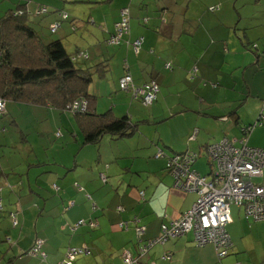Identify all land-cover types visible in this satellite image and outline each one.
<instances>
[{
  "label": "crops",
  "instance_id": "crops-1",
  "mask_svg": "<svg viewBox=\"0 0 264 264\" xmlns=\"http://www.w3.org/2000/svg\"><path fill=\"white\" fill-rule=\"evenodd\" d=\"M254 1L90 2L95 7H90L88 23L92 20V24L99 25L101 30H95L97 34L92 35L94 40L90 52L74 53H79L77 61L80 64L92 61L93 66L107 62L109 66L106 77L95 78L90 87L109 76L107 81H112L119 88L120 79L130 73L139 86L152 80L157 82L158 99L152 105V111L142 112L136 122L144 123L130 137L113 140L105 136L98 145L83 146L80 141L82 131L77 125L80 129V132L74 133L77 145L70 146L71 137L62 134L61 138L64 136L69 145L55 149L50 157L46 151L40 156L32 147L25 151L23 160L16 152L5 164L0 156L3 170L0 186L10 187L4 197L6 191L2 186V213L5 214L0 215V264L3 261L4 264H61L68 248L83 246L91 251L88 255L94 253V264H107L117 250L125 249L123 253L133 254L129 241L134 237L135 230L120 231V222L135 218L140 220V224L147 228L143 242L160 236L163 223L179 218L192 208L197 194L176 187L175 178L166 169V160L175 154L193 152L198 155L197 162L199 154L203 153L208 157L209 174L196 171L203 176L212 175L215 162L207 148L223 139L235 140V146H239L237 140L244 135V128L256 124L264 108V7H260L262 2ZM40 5L29 4L32 10ZM217 5L220 6L219 11L216 10ZM123 8L130 11V30L120 46H109L108 39L114 34ZM50 17L49 24L58 20L57 14ZM70 19V23L73 20L74 24L77 23V18ZM137 40H142L139 54L133 46ZM76 42L74 40L73 45ZM251 44L255 49L249 50ZM73 45L68 48L71 50ZM83 53L88 57H82ZM115 62L118 74L113 78L109 74L114 70ZM167 63L172 64L171 69L166 68ZM194 71L195 76H192ZM240 79L244 80L243 84ZM243 85L248 87V94L242 90ZM227 91L232 92L233 99L228 107ZM125 94L127 96L123 97L130 105L129 113L139 111L142 106L135 104L131 94ZM91 96L95 113L101 114L97 97ZM240 99H244L242 104ZM249 102L254 103L251 105L253 111L246 114L252 121L242 118L240 111ZM34 107L49 108L8 102L5 115L15 118L18 117L17 111L23 113L24 109L31 111ZM52 110V114L57 111ZM165 110L168 114L162 116L161 112ZM146 116L155 119L152 121ZM172 118L185 125L186 135L181 141L158 139L154 144L156 137L151 134L149 138L148 133L142 130L144 126ZM145 120L153 124L145 123ZM248 139L249 147L264 152V125L253 127ZM22 140L28 143V136L23 132ZM158 147L163 157H157ZM254 183L264 187V168L262 176L254 179ZM54 185L58 190L53 188ZM142 191L144 200L140 197ZM88 195L91 200H88ZM70 203L74 205L70 207ZM120 207L123 210L119 213L117 209ZM10 212L17 213L20 227L13 228ZM231 216L232 223L227 226V232L232 247L227 257L219 259L213 245L197 246L190 234L152 247L141 259L142 263L264 264V221L250 220L242 208L233 206ZM80 220H95L97 226L72 231L70 226ZM37 239L44 241L46 262L27 253ZM138 242L140 244L141 240ZM104 252H108L106 256ZM166 255L169 259L164 260ZM113 264H123V256L115 258Z\"/></svg>",
  "mask_w": 264,
  "mask_h": 264
},
{
  "label": "built area",
  "instance_id": "built-area-1",
  "mask_svg": "<svg viewBox=\"0 0 264 264\" xmlns=\"http://www.w3.org/2000/svg\"><path fill=\"white\" fill-rule=\"evenodd\" d=\"M121 15V22L115 25V33L108 40L110 46H119L130 30L129 10L127 8L122 9ZM63 18H67V14ZM59 27V24H55L51 27V31L57 32ZM141 44L142 40H137L133 44L136 54H139ZM81 56L88 57L84 53ZM166 67L171 68V64H167ZM119 85L121 90L132 94L144 106H151L159 92V86L155 81L145 84L143 87H136L130 74L122 77ZM87 106L86 100L79 99L68 105V109L77 114L85 112ZM5 113L6 102L0 99V116ZM263 120L264 108L259 122L253 127L262 126L261 121ZM253 127L245 128L244 135L239 141L237 140L239 146H235V140L223 139L207 148L209 156L215 162L214 173L210 176H203L192 168L198 158V155L193 152L170 157L167 167L176 180V187L186 192H195L198 198L193 207L179 218L163 223L161 235L146 243L142 242V237L146 234L147 228L140 225V220L135 218V223L140 225L135 232L141 243L136 258L127 251L124 253L125 264H139L141 258L152 247L181 238L190 232L194 233L198 245L213 244L218 257L223 259L229 255L232 247L231 238L227 232V226L232 223L231 206L242 208L250 220L264 221V187L254 183V179L260 178L263 173L264 152L248 146V135ZM61 135L60 132L57 133V137H61ZM157 157H163V152L159 151ZM55 188L58 190L57 186ZM140 197L144 200L143 192H140ZM118 210L122 211L123 208L120 207ZM13 222L15 225L18 223L14 215ZM86 223V221L80 220L76 227L84 226ZM90 225L95 226L94 223ZM119 229L128 230L129 224L122 222L119 224ZM43 246L44 241L38 239L31 253L35 256L39 255L45 260L47 256L42 252ZM81 254H89L86 247L70 249L66 260L61 264H72ZM163 259L167 260L169 257L163 256Z\"/></svg>",
  "mask_w": 264,
  "mask_h": 264
},
{
  "label": "trees",
  "instance_id": "trees-1",
  "mask_svg": "<svg viewBox=\"0 0 264 264\" xmlns=\"http://www.w3.org/2000/svg\"><path fill=\"white\" fill-rule=\"evenodd\" d=\"M28 1L24 5L20 4L18 6V9H7L6 15L0 18V99H3L6 102V106L8 102H14L20 104H27V105H44L49 108L57 109L60 111L69 110L68 105L74 103L75 100L84 99L88 101L87 110L85 112L77 113V114L73 113L77 119L78 126L81 129L84 136L82 142L83 146L98 145L105 136H110V138H112L113 140H119L130 137L135 132H137L141 124H143L144 122H132L127 117L119 118L117 116H114L112 110L107 111L105 113L97 114L93 109L94 100L93 101L90 100L93 97L89 93V87L91 86L95 78L104 79L106 77L107 73L109 72L108 69L109 66L107 62H101L93 66L89 65L87 62L80 64L77 61L78 59L77 57L79 53L77 55H75V53H70L66 49V47L64 46L61 40L45 43L37 31L36 25L35 24L32 25V21L30 18L31 16L41 17L47 14L49 15L50 11L48 8H46V6H42V5L37 6L35 10H31L30 6L28 5L29 4ZM257 2L260 1L259 0L254 1V3ZM127 9L129 10V8ZM44 10L46 11L43 12ZM53 13L58 15V20L54 23L49 24V29L51 34L56 33V32L53 33L51 31V27L53 25L59 24L60 25L59 29H60L63 23L69 22V20H71L67 12L61 10H55ZM65 14H67V18H63ZM128 18L131 22L130 11ZM121 20H122V15L117 23L121 22ZM38 23L39 22H37L36 24L38 25ZM71 23L74 24L75 20L71 21ZM248 48L249 50H253L255 49V46L251 44ZM167 64H171V63H167ZM171 68H172V64H171ZM171 68H167V69H171ZM195 71L192 72V76H195ZM126 74H130V73H126ZM153 81L154 80L150 82ZM133 82L136 87H143L145 85V84L142 86L137 85L134 81V78H133ZM150 82L146 84H149ZM131 96L132 98H134L132 94ZM135 100L140 101L139 99H135ZM243 101L244 99H240L239 103L242 104ZM226 116L228 115L226 114ZM145 121H146L145 123L153 124L149 120H145ZM261 122L262 125H264V120ZM246 129H250V127H247ZM246 129L244 128L243 133H245ZM166 169L168 173L171 174L169 172V167H167ZM2 174H3V170L0 167V176ZM103 181L105 182L106 179L104 178ZM55 187L56 185H54L53 188L57 190ZM2 191L3 188L2 186H0V212H3L4 210ZM87 198L88 200L92 199L91 196L89 195ZM72 204L74 203H70V207H72ZM118 209L117 211L120 213L121 211H119ZM93 210L94 211L96 210V207L94 205H93ZM13 215L18 221L17 225H15L13 222ZM9 218L11 220L13 228L16 229L20 227V223L16 212H10ZM135 221H136L135 219H132L131 221H127V222L122 221V222L129 224L128 230H130L131 228L133 230H136L137 227L140 226L141 224L140 225L136 224ZM86 222H87L86 225L80 227H76L77 224L76 223L73 226H70V229L72 231H75L82 227L95 228L97 226L95 220H89ZM91 223H94L95 226L92 227L90 225ZM119 224H118V228H119ZM128 230L120 229V231H128ZM190 234H192L195 244L197 246H200L195 241L194 233L190 232L187 235ZM160 235H161V231H160ZM144 236L142 237V240ZM177 239H173V240H177ZM150 240L143 241V243H146ZM36 241L32 249L35 247ZM138 241L139 239L137 238L138 246L136 249L137 252L135 254L133 253L134 258L137 257L138 247L140 245ZM207 245H213V244H207ZM73 248L82 249L84 248V246L68 248L64 261L67 258L68 251ZM86 248L90 254L91 251L89 250L88 247ZM32 249L27 253L30 254ZM42 252H44L43 248H42ZM147 254L145 256H147ZM81 255H88V254H81ZM145 256H143L141 259L143 260ZM37 257H39L42 261L46 262V259L43 260L41 256L38 255ZM77 258L74 262H72V264H74L77 261ZM142 260H140L139 264H143ZM123 264H125L124 260H123Z\"/></svg>",
  "mask_w": 264,
  "mask_h": 264
},
{
  "label": "rangeland",
  "instance_id": "rangeland-1",
  "mask_svg": "<svg viewBox=\"0 0 264 264\" xmlns=\"http://www.w3.org/2000/svg\"><path fill=\"white\" fill-rule=\"evenodd\" d=\"M27 1L28 0H0V18L6 15L7 13L6 11L7 9H9V7L12 9H18L20 3L24 5L25 3H27ZM91 1H95V0H42V1L30 0L29 4L31 3L41 4L42 6H46V8H48L50 11L49 15L47 14L41 17L33 16V18L31 16L32 25L33 24L36 25L37 31L45 43L61 40L64 46L66 47V49H68L72 53L76 51L90 52V46L93 45V40H94V37H92V35L97 34L95 30H101L99 25L95 26L94 24H92L91 22L92 20H90L88 23V17L90 15L88 13L90 12V7L92 6L95 7V5L90 3ZM260 2H262V4H260V7L261 6L264 7L263 4L264 0H260ZM6 6H8V8ZM56 9L67 12L69 14V18L72 19L77 18L76 19L77 23L76 24L65 23L63 25L64 27H62V29H59L57 33L51 34L49 29V22H50L49 18H51L50 16L52 14L54 15L53 12ZM216 10L217 11L220 10L219 5L216 6ZM37 18H41V19H37ZM38 21L39 23L37 25L36 23ZM74 40H77V42L73 45ZM69 45H73L71 50L68 48ZM93 52H95L94 49ZM87 63L89 65L93 64L92 61ZM115 65L116 66L114 70L111 72V74H109L113 78L118 74V67L116 62ZM109 78L110 77L108 76V78L104 81H96L95 83L96 85H92V87H90L91 89H89L90 95L93 94L94 96L97 97L99 113H105L107 111L113 110L115 116L122 118L129 117L128 119H133V121L136 122L140 119V116L143 115L142 112L149 113V111H152L153 109L152 105L156 103L159 92L157 94L156 100L153 102L151 106L148 107H144L140 102L134 100L135 104L142 106V108L136 113L135 112L129 113L130 111L129 102L126 103L125 97H123L127 95L125 94L124 91L117 88L112 81H107L109 80ZM240 83L243 84L244 80L240 79ZM247 88L248 87L245 85L242 86V90H244L245 94H248ZM226 93L228 99L226 107H228V104L233 100L232 92L227 91ZM172 101L175 103V100ZM123 102L126 103V105H121ZM251 105H254V103L249 102L248 105L244 104L242 106V108L244 109L243 111L242 108H240L241 114L243 115L242 118L248 119L247 121H252V119L246 114L249 113V111H253L252 108L253 106ZM162 107L163 105L159 109H161ZM48 111L50 112V114L48 113ZM52 111H53L52 109L45 107L44 108L34 107V109L31 111L29 109H24L23 113L17 111L16 114L18 115V117L15 118L10 117L9 115H4L0 117V156L2 155L1 159H3V162L5 164L8 163L9 157L16 152L19 153V159L23 160L24 153L26 150H28L29 147L34 148L39 153L40 156L44 154L43 151H46L49 157L50 155L55 153L54 151L55 149L57 150L60 147L61 148L67 147L69 144L68 142L65 141L64 136L62 138L61 137L58 138L56 136L58 132H60L61 134H66V137L67 136L71 137L70 146L77 145V142H74L75 140H77V137H74V133L75 131L78 132L80 129L77 126L78 125L77 119L76 117H74L72 111L63 112L57 110L54 111L53 113L54 115L51 113ZM166 114H168V110L161 112L162 116ZM147 119L153 121V119L155 118L151 116ZM184 126L185 125L182 122L178 121L176 118H172L169 120L159 122L156 125L144 126L142 130H145L146 133H148L147 136L149 138H151V134L154 135V137H156V142H154V144H156L158 139L160 140L175 139L181 141L182 139H184L186 135L184 132ZM207 127H210V125H207ZM22 132L28 136V143L22 140ZM82 134L83 133H80V141L83 142L84 136ZM158 149L160 150L161 148L158 147ZM66 150L68 149H65V151ZM199 155L200 158L194 164L193 168L198 172L202 173L203 175H207L209 174V170H210V166L207 164L208 157L203 153ZM166 161H167L166 164L167 166L169 163V159ZM1 185L5 187L6 192L4 193V197H6L8 195L7 190L10 187L7 188L3 184ZM4 214L5 213L0 212V215H4ZM129 245H132L133 247L132 250L130 249L129 250L132 253H135L136 245H137V238L135 233L132 240L129 241ZM124 250L125 249L117 250L115 254L109 257V261L107 264H113V260L115 258H119V256H122ZM107 253L108 252H104V256H106ZM233 254L235 255L236 253L234 252ZM234 255H232V257ZM1 257L2 254H0V258ZM77 259L78 260L75 262V264H94L93 262L96 261L94 253H92L91 255H80ZM2 264H4V261Z\"/></svg>",
  "mask_w": 264,
  "mask_h": 264
},
{
  "label": "water",
  "instance_id": "water-1",
  "mask_svg": "<svg viewBox=\"0 0 264 264\" xmlns=\"http://www.w3.org/2000/svg\"><path fill=\"white\" fill-rule=\"evenodd\" d=\"M258 122H259V120H258ZM258 122H257V123H258ZM254 125H255V124H254ZM254 125H251L250 127H253Z\"/></svg>",
  "mask_w": 264,
  "mask_h": 264
},
{
  "label": "flooded vegetation",
  "instance_id": "flooded-vegetation-1",
  "mask_svg": "<svg viewBox=\"0 0 264 264\" xmlns=\"http://www.w3.org/2000/svg\"><path fill=\"white\" fill-rule=\"evenodd\" d=\"M175 155H178V154H175Z\"/></svg>",
  "mask_w": 264,
  "mask_h": 264
}]
</instances>
